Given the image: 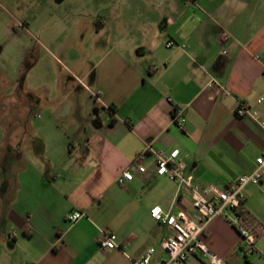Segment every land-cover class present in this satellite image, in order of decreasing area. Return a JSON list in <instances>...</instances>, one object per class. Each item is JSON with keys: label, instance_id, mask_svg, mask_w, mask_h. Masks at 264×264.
<instances>
[{"label": "crops", "instance_id": "0c3cea01", "mask_svg": "<svg viewBox=\"0 0 264 264\" xmlns=\"http://www.w3.org/2000/svg\"><path fill=\"white\" fill-rule=\"evenodd\" d=\"M262 96L264 0H0V264H138L149 249L164 264L171 231L151 210L196 220L191 193L135 157L179 149L193 183L225 189L264 154ZM246 195L256 253L222 217L203 237L227 264H264V182Z\"/></svg>", "mask_w": 264, "mask_h": 264}, {"label": "built area", "instance_id": "2783aa9c", "mask_svg": "<svg viewBox=\"0 0 264 264\" xmlns=\"http://www.w3.org/2000/svg\"><path fill=\"white\" fill-rule=\"evenodd\" d=\"M219 39L220 44L225 46L229 42L230 36L222 31ZM176 46L178 45L174 41L167 43L168 48ZM227 53V50H222L223 55H227ZM92 95L96 101L102 102L100 93L94 92ZM258 104L264 106V96L258 99ZM236 115L238 117L249 116L256 120L260 117L259 111L254 110L246 103L239 104ZM260 125L264 128V120H260ZM178 126L184 130V119L178 123ZM149 156L153 157V164L159 177L167 178L180 187L189 190L196 212V220H192L184 212L177 215L165 214L159 206L151 210V217L166 225L171 231V235L162 244L167 253L164 264H190V258L198 255L204 257L206 264H227L213 253L203 241L210 223L220 217L232 221V225L238 230L242 238L245 253L247 255L256 253L260 225L245 206L246 188L249 185L258 186L264 182V154L257 158L256 167L251 173L242 175L225 189H220L215 185L193 183L189 178L187 165L182 160L179 149L165 152L148 146L135 157L132 166L134 165L138 172L145 173L147 169L144 162ZM132 178L133 173L130 168H127L121 173L118 183L124 185ZM86 216L85 212L74 211L68 213L65 219L69 223L75 224ZM117 239L114 232L102 230L99 239L101 249L104 251L117 249ZM154 253L155 249H149L146 256L138 264H149Z\"/></svg>", "mask_w": 264, "mask_h": 264}]
</instances>
